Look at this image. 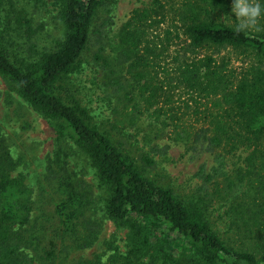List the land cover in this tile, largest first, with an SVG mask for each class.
Listing matches in <instances>:
<instances>
[{
	"label": "trees",
	"instance_id": "trees-1",
	"mask_svg": "<svg viewBox=\"0 0 264 264\" xmlns=\"http://www.w3.org/2000/svg\"><path fill=\"white\" fill-rule=\"evenodd\" d=\"M117 1L54 0L64 34L55 47L39 49L32 42L37 30L30 19L10 0H0V77L55 132L45 176L58 199L53 218L46 220L56 222L52 234L61 241L53 235L48 239L43 226L36 229L33 192L0 126V264H264V31H234V0H180L168 10L153 0L150 8L133 11L111 44L106 39ZM260 5L264 9V0ZM168 14L176 20L181 43L172 58L174 88L191 94L194 114L207 126L189 133L192 148L199 145L215 160L210 170L200 167L202 184L187 196L150 178L148 170L156 166L150 152L132 157L124 141L97 124L73 86L95 36L93 59L109 94L121 97L123 92L131 99L127 72L146 109L157 106L170 83L156 82L161 65L153 57L168 53L172 32H166L161 52L147 36L157 16L160 21ZM258 22L264 23V14ZM20 36L26 42H18ZM225 51L247 62L239 73L229 67ZM110 127L118 130L116 124ZM240 150L246 152L243 160L229 168L226 156ZM73 155L84 157L93 170L104 218L125 231L122 247L116 236L102 238L101 225L87 215L96 194L70 165ZM220 201L230 204L231 223L245 248H235L214 226L210 207Z\"/></svg>",
	"mask_w": 264,
	"mask_h": 264
},
{
	"label": "rangeland",
	"instance_id": "rangeland-1",
	"mask_svg": "<svg viewBox=\"0 0 264 264\" xmlns=\"http://www.w3.org/2000/svg\"><path fill=\"white\" fill-rule=\"evenodd\" d=\"M18 10H22L30 19L32 26L37 30L32 38L39 49L55 47L58 40L62 39L64 28L57 18V10L54 0H10ZM167 10L171 5L180 4V0H160ZM262 0H250L261 3ZM153 0H118L110 13L113 26L108 33L110 38L106 40L116 43L118 28L126 22L136 9L150 8ZM104 15L99 16L97 27L102 22ZM162 19L157 16L156 22L148 30L150 44L157 52L166 46V32H172L168 53L163 52L159 60L153 59L161 66L156 68L154 75L156 82L170 83L166 86L165 94L161 93L159 103L152 109H146L147 103L140 95L139 86L129 73L125 74V82L129 87L130 100L110 95L104 85L101 67L95 64L93 56L97 50L96 38L92 37V43L82 56V70L73 75V86L77 97L83 105L88 107L97 124L112 132L116 141L122 140L126 144V150L132 157L138 158L142 151H148L156 160V166L148 170V175L157 184L170 187L180 196H187L194 192L202 179L198 176V170L204 165L208 170L215 164L212 154H203L200 147L193 146L189 133L196 128L207 127L198 116L194 114L195 102L191 94L187 93L182 86L174 88L178 82L174 60L175 51L180 47V41L175 37L177 28L173 14H168ZM259 27L264 23L258 22ZM18 42H26V38L20 36ZM230 59L229 67L239 73L247 64L243 58L235 53L225 51L223 53ZM167 67V68H166ZM166 68V71H164ZM166 78L168 79L166 81ZM172 78V79H170ZM170 79V80H169ZM126 85V86H127ZM136 86V87H134ZM147 95V94H146ZM145 97V96H144ZM169 97V102L166 98ZM133 104L136 110H133ZM157 107H162L159 113ZM204 109V107H200ZM129 117H134V122H129ZM110 123L116 124L118 130H111ZM165 123V124H164ZM0 126L5 139L10 146L13 156L19 161L20 172L26 177V182L33 192L34 217L38 218L39 230L41 226L48 231V239L52 237L58 244L59 237H54L52 230L56 222L46 220L53 216L54 203L58 199L53 184L46 179V166L55 148V132L48 121L34 111L16 93L10 91L4 80L0 77ZM246 152L240 150L234 155L226 156V165L229 168L233 164H239ZM70 165L79 171L84 178L91 183L95 192V206L87 215L102 227V238L110 239L116 236L119 244L123 246L125 231H120L103 216L100 202L101 190L94 178V172L82 156L73 155L68 158ZM233 169V168H232ZM229 203L214 202L210 207V218L214 226L224 239H229L235 248H245L241 241V234L232 225V215L229 213ZM232 214V213H231ZM53 218V217H51Z\"/></svg>",
	"mask_w": 264,
	"mask_h": 264
},
{
	"label": "clouds",
	"instance_id": "clouds-1",
	"mask_svg": "<svg viewBox=\"0 0 264 264\" xmlns=\"http://www.w3.org/2000/svg\"><path fill=\"white\" fill-rule=\"evenodd\" d=\"M233 13L238 20L234 29L237 34L247 30L264 31L258 26V20L264 14V9L259 3L250 2V0H234Z\"/></svg>",
	"mask_w": 264,
	"mask_h": 264
}]
</instances>
